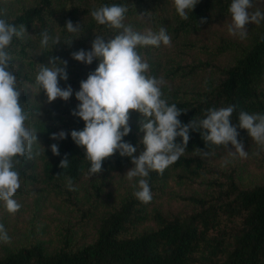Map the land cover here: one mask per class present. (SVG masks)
Masks as SVG:
<instances>
[{
  "label": "trees",
  "instance_id": "16d2710c",
  "mask_svg": "<svg viewBox=\"0 0 264 264\" xmlns=\"http://www.w3.org/2000/svg\"><path fill=\"white\" fill-rule=\"evenodd\" d=\"M232 0H199L188 19L176 13L173 0H0L9 23L24 24L29 37L14 39L11 52L18 69V80L34 84L38 64H48L55 56L68 62V80L60 87L71 85L73 95L68 101L57 98L47 102L44 91L37 89L23 92L20 102L33 112L27 122L37 131V139L44 147L34 145L33 151L41 155L17 166L21 187L15 198H26L28 187H41L63 208L70 210L76 220L55 230L53 246L36 241L15 249L0 248V264H264V181L253 185L241 182L240 170L217 167L209 157L228 149L207 144L200 132H189V142L184 154L163 174L150 171L148 182L155 197H162L164 187L173 182L183 188V193L171 197L187 208L184 212H164L136 199L139 178H135L129 191L117 202L105 199L106 181L112 173L133 167L131 158L120 156L117 151L102 163L103 171L88 178L90 162L85 159V149L71 139L72 130H82L84 122L71 112L79 104L75 92L89 72L98 67V60L91 65L75 61L71 53L91 50L95 35L114 38L117 30L99 25L89 14L102 5H126L125 24L135 30L158 31L166 27L171 36V46H138L137 51L150 65L148 75L163 77L167 82L162 88L169 104L187 111L178 119L187 124L193 118H204L205 110L234 105L231 124L239 123L240 111L264 114V21L259 25L249 22L245 39H219L214 45H199L198 34L213 22L231 18L228 8ZM254 11L264 12V0H253ZM143 19L139 17L145 14ZM205 23H200L201 20ZM81 24V31L68 33L66 21ZM47 29L61 41L53 49H41L39 33ZM79 37V38H78ZM73 39L71 44L65 42ZM43 52V53H41ZM229 54L226 65L216 62L217 57ZM200 81L201 85L185 86L187 82ZM23 86V85H22ZM40 111L37 117L35 113ZM140 113L131 111V132L123 137L137 148L133 155L143 150L144 133L140 131ZM68 133L64 140H52L51 134ZM122 130V129H121ZM237 139L244 145L248 158L257 161L264 170V152L254 142L247 130L237 127ZM182 139L177 137L176 143ZM57 144L60 155H53L50 146ZM199 148L211 155L194 154ZM259 153V155H256ZM67 154L69 166L59 167ZM59 174V175H58ZM66 177L71 178L75 191L67 187ZM97 179L92 180L91 178ZM92 180L82 187V180ZM197 187L196 191L186 189ZM91 224L92 234L87 237L84 228Z\"/></svg>",
  "mask_w": 264,
  "mask_h": 264
},
{
  "label": "clouds",
  "instance_id": "9594fccd",
  "mask_svg": "<svg viewBox=\"0 0 264 264\" xmlns=\"http://www.w3.org/2000/svg\"><path fill=\"white\" fill-rule=\"evenodd\" d=\"M198 3L199 0H173L176 13L183 20L188 19V13ZM253 8V0H232L228 8L231 16L229 35L245 39L246 24L251 22L259 25L264 21V12L259 8L250 11ZM127 11L126 5L113 4L102 5L89 13L99 25L115 29L117 34L107 42L104 36L95 35L91 50L80 49L71 53L72 59L85 65H91L94 60L99 63L94 71L89 72L87 79L80 82L79 91L75 92L79 104L71 114L83 120L84 127L82 130H72L70 135L77 146L85 149V159L90 162L88 178L101 173L103 161L117 151L120 156L131 158L134 166L126 172L125 177L129 181L139 178L136 185L138 190L133 195L139 201L149 203L152 200L147 179L150 171L162 175L167 167L184 154L190 130L200 132L206 145L210 143L228 149L231 144L234 151L228 150L230 155L238 154L241 158H247L248 152L237 139V127L247 130L251 139L264 147V114L240 111L239 123L234 126L231 117L235 106L229 105L206 109L204 118H193L189 123L182 124L178 117L187 111L179 109L175 103H168L162 91L167 82L163 77L147 74L150 65L137 51L138 46H171V36L164 26L158 31H136L132 25L124 23ZM145 15L139 17L143 19ZM205 22L203 19L200 21ZM64 28L73 34L82 30L81 24L74 26L71 20L66 21ZM39 35L41 49H53L61 41L59 36L50 35L47 29ZM29 36L24 24L17 26L9 23L5 12L0 10V202L10 214H15L22 207L13 198L21 187L17 166L22 159L31 161L41 155V151H33L34 145H40L45 153L37 139V131L27 123L34 114L25 103L20 102L21 94L28 89L32 91L35 88L38 93L43 90L49 104L57 98L66 102L73 95L71 85L60 87V81L67 82L69 77L68 62L59 57H49L47 65L38 64L34 84L18 80L14 75L18 64L14 63L15 57L11 52L13 41H23ZM72 40L65 43L71 44ZM131 111L142 116L139 124L140 131L144 133L141 141L144 150L138 156L133 155L137 151L136 147L123 142V137L131 132ZM35 115L39 117L40 111ZM67 135L62 130L51 134L50 139L64 140ZM177 137L182 139L181 143H176ZM50 148L53 155H60L57 144H52ZM194 154L202 158L211 155L199 148L194 150ZM68 166L69 159L65 154L59 167L66 169ZM66 181L68 189L75 191L72 179L66 177ZM0 241L10 242L3 224H0Z\"/></svg>",
  "mask_w": 264,
  "mask_h": 264
},
{
  "label": "rangeland",
  "instance_id": "374dc122",
  "mask_svg": "<svg viewBox=\"0 0 264 264\" xmlns=\"http://www.w3.org/2000/svg\"><path fill=\"white\" fill-rule=\"evenodd\" d=\"M231 18L222 19L221 21L213 22V24L205 30H202L196 41L199 45H214L219 39L228 40L237 38L228 33V24ZM247 25V24H246ZM245 25V26H246ZM144 32L141 29L136 30ZM231 61L229 54H224L217 57L216 62L220 65H226ZM202 82L194 81L187 82L185 86L201 85ZM234 151V149H231ZM264 152V147H261ZM261 156H264V153ZM217 167L239 169L241 172V182L244 185H253L262 183L264 181V170H261L257 161L253 159L241 158L238 154L230 155L228 150L218 152L209 157ZM126 168L120 172H115L110 175L106 181L104 189V197L111 203L117 202L122 198L133 185L135 178L129 181L125 174L130 169ZM97 179L96 177L91 178ZM92 180H82V187L87 186ZM115 185V186H114ZM162 197H155L152 200L151 207H158L161 211L178 213L184 212L187 208L181 202L174 200L171 197L172 193H183V188L175 186L173 182H169L165 187ZM197 187H190L186 189L189 192L196 191ZM30 192L26 198H15L21 204V208L15 214H10L6 211L3 202H0V224L4 225L7 231L10 242L5 243L0 241V248L15 249L18 246L28 244L30 242H44L46 245L53 246L55 239V230L58 226H66L76 220L73 212L63 208L58 204L52 196L43 190L41 187H28ZM85 234L90 237L92 234L91 224L85 228Z\"/></svg>",
  "mask_w": 264,
  "mask_h": 264
}]
</instances>
